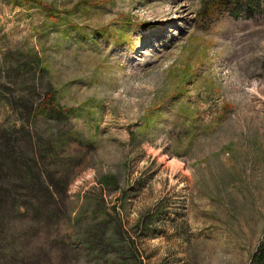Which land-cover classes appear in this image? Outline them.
<instances>
[{"label": "rangeland", "instance_id": "1", "mask_svg": "<svg viewBox=\"0 0 264 264\" xmlns=\"http://www.w3.org/2000/svg\"><path fill=\"white\" fill-rule=\"evenodd\" d=\"M214 4L0 0V129L78 151L65 213L20 209L0 264H264V0ZM47 84L61 119L21 116Z\"/></svg>", "mask_w": 264, "mask_h": 264}, {"label": "trees", "instance_id": "2", "mask_svg": "<svg viewBox=\"0 0 264 264\" xmlns=\"http://www.w3.org/2000/svg\"><path fill=\"white\" fill-rule=\"evenodd\" d=\"M258 1L245 0L248 4H257ZM214 2L218 10L229 8L234 11L240 0ZM22 67V70L21 67L11 68L10 76L18 79L32 74L31 67L28 65ZM6 90L9 93L10 89ZM44 91L46 101H41L36 107L25 97L18 100L20 105L17 108L21 110V116L28 120L42 114L61 119V110L55 102L53 89L47 84ZM61 143L64 141H60L59 144ZM59 147L58 140H44L42 137L32 135L23 126L0 129V242H4L11 219L20 209L31 212L33 217H53L58 215V211L65 213L67 210L65 199L69 176L60 172L57 167L62 163H71L78 151L63 156L58 152ZM105 182L110 181L103 180L100 184L104 186ZM113 182L117 184L115 178ZM102 226L95 228L94 234L96 242L104 248L107 246L106 242L108 244L112 238L105 235L106 229Z\"/></svg>", "mask_w": 264, "mask_h": 264}]
</instances>
